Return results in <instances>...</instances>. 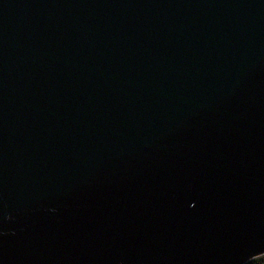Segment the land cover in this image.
<instances>
[{
    "label": "water",
    "instance_id": "1",
    "mask_svg": "<svg viewBox=\"0 0 264 264\" xmlns=\"http://www.w3.org/2000/svg\"><path fill=\"white\" fill-rule=\"evenodd\" d=\"M264 256V0H0V264Z\"/></svg>",
    "mask_w": 264,
    "mask_h": 264
},
{
    "label": "trees",
    "instance_id": "2",
    "mask_svg": "<svg viewBox=\"0 0 264 264\" xmlns=\"http://www.w3.org/2000/svg\"><path fill=\"white\" fill-rule=\"evenodd\" d=\"M247 264H264V256L256 258L255 260H252L251 262Z\"/></svg>",
    "mask_w": 264,
    "mask_h": 264
}]
</instances>
